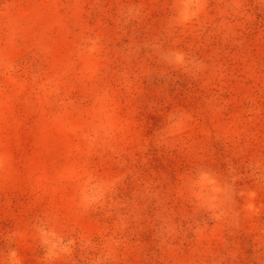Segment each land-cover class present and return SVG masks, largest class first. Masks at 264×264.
<instances>
[{
    "label": "rangeland",
    "instance_id": "rangeland-1",
    "mask_svg": "<svg viewBox=\"0 0 264 264\" xmlns=\"http://www.w3.org/2000/svg\"><path fill=\"white\" fill-rule=\"evenodd\" d=\"M0 264H264V0H0Z\"/></svg>",
    "mask_w": 264,
    "mask_h": 264
}]
</instances>
